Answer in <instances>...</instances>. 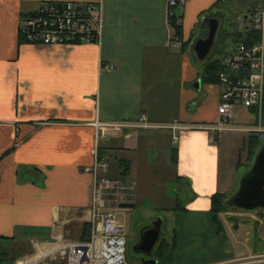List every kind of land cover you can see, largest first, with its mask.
I'll use <instances>...</instances> for the list:
<instances>
[{"label": "crops", "instance_id": "1", "mask_svg": "<svg viewBox=\"0 0 264 264\" xmlns=\"http://www.w3.org/2000/svg\"><path fill=\"white\" fill-rule=\"evenodd\" d=\"M168 1L0 0V236L19 237L23 229L36 228L61 239L72 227L90 224L95 176L85 169L97 161L96 122L145 116L155 126L182 127L176 132L129 129L100 142L98 151L109 169H100L99 176L116 178L120 163L129 161L130 176L120 181L136 208L144 205L141 180L152 185L161 177H182L197 193L191 211L184 213L204 214L213 222L212 196L232 197L239 190L251 169L240 175L241 166H253L263 144L252 155L249 142L258 114L248 109L254 117L250 124L231 126L212 143L206 129L218 119L222 87L203 83L208 62L194 51L195 43L208 35L202 16L220 0H185L173 10L181 26V49L168 45L175 35L168 22ZM61 2L103 5L100 43L42 47L21 40L23 17L41 4ZM256 7L249 3L244 19ZM235 16L230 19L234 34L228 50L212 59L223 61L241 39ZM103 64L115 66V71H101ZM33 168L44 177L37 179ZM165 197L154 194L156 208L171 216L176 200L168 206ZM172 232L174 241L175 229Z\"/></svg>", "mask_w": 264, "mask_h": 264}, {"label": "built area", "instance_id": "2", "mask_svg": "<svg viewBox=\"0 0 264 264\" xmlns=\"http://www.w3.org/2000/svg\"><path fill=\"white\" fill-rule=\"evenodd\" d=\"M184 4L185 0L168 1L169 23L173 10ZM103 23L101 3H44L34 13L23 17L20 38L27 44L42 47L98 44L101 41ZM238 30L241 33L258 32L261 38L251 45L237 42L232 53L222 61L218 73L222 87L217 107L218 119L213 126L205 128L211 132L212 143L216 142L219 133L230 129L235 109L239 106L257 110L258 125L252 132L264 143V2L242 20ZM168 45L179 49L184 47L183 41L176 35L170 36ZM101 71L113 72L115 66L103 64ZM94 128V155L97 161L94 167L85 169V172L95 176L90 210V237L83 242L66 244L62 249L66 254L67 264H127L124 226L118 220L117 209L121 203H130L129 195L120 180L99 176L100 169L105 172L109 169L106 159L99 160L100 142L108 136L129 129L168 128L176 132L182 127L178 124L155 126L142 116L138 121L110 124L96 122ZM174 140L177 142L178 138L175 137ZM43 255L26 261L25 264H35Z\"/></svg>", "mask_w": 264, "mask_h": 264}, {"label": "rangeland", "instance_id": "3", "mask_svg": "<svg viewBox=\"0 0 264 264\" xmlns=\"http://www.w3.org/2000/svg\"><path fill=\"white\" fill-rule=\"evenodd\" d=\"M241 1L237 5L229 2L227 6L231 8L227 9L226 12L229 14L226 18L223 16L225 11L217 14L226 27H228L226 23H230L234 15L238 24L242 22L249 3L253 2L255 6H259L264 2V0H245L243 3ZM223 39L224 34L220 31L209 56L210 61L215 60L212 58H216V54L221 55L224 50H228L227 44L231 42L232 37L228 40L225 35V43ZM253 118L248 109L239 106L235 109V118L231 126L248 125ZM173 147L176 148V145ZM250 167L252 168L249 163L241 166L240 175H243ZM134 176L139 177V174L135 172ZM138 189L143 207L132 211H117L118 220L124 226L127 264H142V255H139L136 250L141 239V232L151 227L159 218H163L164 226L157 245L164 238L173 240L172 230L175 229L174 236L178 247L160 259L158 264H217L222 261L225 262L221 264H264V210L229 209L225 216L220 217L223 226V230H220L218 225L211 222L210 218L204 214L177 212L170 216L156 208L158 204L155 202L154 194L162 192L166 196L167 204L165 205L172 206L175 200L180 198L183 206L190 210L197 200V193L191 185L180 189L175 178L166 176L155 180L152 185H147L141 180ZM126 213L129 214V218L125 215ZM86 225H89V229L88 226L85 227ZM86 225L83 229L72 227L69 236L61 239L26 237L20 234L15 243L4 244L3 251L7 249L9 252L7 256L9 264L13 259H15L13 264H25L26 261L35 259L41 254L44 255L35 264H67L65 252L62 248V250L58 248L63 244L83 242L85 238L87 240L91 232L90 224ZM145 260H147L146 256Z\"/></svg>", "mask_w": 264, "mask_h": 264}, {"label": "trees", "instance_id": "4", "mask_svg": "<svg viewBox=\"0 0 264 264\" xmlns=\"http://www.w3.org/2000/svg\"><path fill=\"white\" fill-rule=\"evenodd\" d=\"M233 0H220L215 7H213L207 14H204L202 16L203 21L208 18L211 15L218 14L222 12L221 8H226L225 11H227V5L229 2H232ZM171 25L174 30V33L176 36L180 37L181 36V26L179 24L178 17H176L174 14L171 18ZM242 37L239 40L240 42H244L247 45H251L253 43H257L260 41L261 35L258 32H245L242 33ZM186 45V44H185ZM222 67V61L220 59H215L210 61L209 63L206 64L204 68V73H203V83L209 84V85H217L219 84V79H218V73L220 72ZM255 110V109H254ZM257 112V110H255ZM250 150L255 154L256 150L261 146V142L256 138L255 135L251 136L250 138ZM252 149H254L252 151ZM8 154V153H7ZM104 159L103 155L99 153V160L102 161ZM178 160L177 156V150L173 149L172 151V161L174 164H176ZM29 170H25L24 173H28ZM33 174L37 177V179H40L44 177L43 173L36 169L33 168L32 171ZM131 173V163L129 161H123L120 163V167L117 173V177L112 179H118V180H125L130 176ZM177 182L179 184V188L183 189L186 186L189 185L187 180H185L182 177H179L177 179ZM230 200L229 197H227L225 194H215L212 196V207H211V214L213 218V222L218 225L220 230H223V226L220 222V215L226 213L229 209H234L233 207L228 206V201ZM165 211V210H164ZM169 211V210H168ZM174 213L177 212H184L186 211L185 206H183L182 201L180 198H177L176 200V206L173 210H171ZM161 212V211H160ZM86 225L85 227H87ZM89 229V226H88ZM21 235H25L26 237H41V238H49L50 233L48 230L45 229H36V228H26L23 229L21 232ZM18 237H12V238H7V237H2L0 236V264H9L7 256L9 252L6 250L3 251L4 249V244H11L15 243L17 241ZM176 240L169 241L167 239H162L159 244L157 245V249H154V254L153 256L159 261L160 259H163L171 250L175 248ZM13 259L11 261V264L14 263Z\"/></svg>", "mask_w": 264, "mask_h": 264}, {"label": "water", "instance_id": "5", "mask_svg": "<svg viewBox=\"0 0 264 264\" xmlns=\"http://www.w3.org/2000/svg\"><path fill=\"white\" fill-rule=\"evenodd\" d=\"M228 14V12H225L223 16L226 18ZM203 25L204 28L208 29L207 38L198 40L194 45V51L199 60L209 62V56L215 47L219 32L222 31L224 34L223 43L226 40L225 35L229 40L231 37L233 38L234 33L231 30L232 23H226L229 28L226 27L221 22V18L217 17V14L206 18ZM200 84L198 82L195 85L196 88H200ZM228 206L248 211L256 209L264 210V143L255 158L251 170L241 180L238 193L228 201ZM135 208L136 205L134 203H121L119 205L120 210H133ZM163 226L164 220L163 218H159L151 227L141 232V239L136 250L142 253V264H158V260H145V256L152 255L161 237Z\"/></svg>", "mask_w": 264, "mask_h": 264}, {"label": "flooded vegetation", "instance_id": "6", "mask_svg": "<svg viewBox=\"0 0 264 264\" xmlns=\"http://www.w3.org/2000/svg\"><path fill=\"white\" fill-rule=\"evenodd\" d=\"M233 39V38H232ZM257 210H261V209H257ZM128 211H132V210H128ZM126 216H127V218H129V214H125ZM137 253L139 254V255H142V253H139V251H137ZM146 259L147 260H150V259H155V260H157L154 256H146Z\"/></svg>", "mask_w": 264, "mask_h": 264}]
</instances>
